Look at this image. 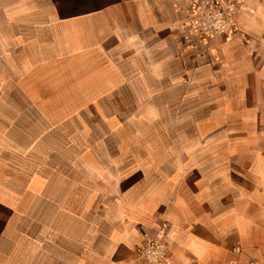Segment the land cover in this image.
I'll use <instances>...</instances> for the list:
<instances>
[{
  "label": "crops",
  "instance_id": "0c3cea01",
  "mask_svg": "<svg viewBox=\"0 0 264 264\" xmlns=\"http://www.w3.org/2000/svg\"><path fill=\"white\" fill-rule=\"evenodd\" d=\"M244 5L199 50L176 0H0V264H144L163 224V264H264V0ZM99 105L156 127L104 129L138 157L92 145L69 173L56 141Z\"/></svg>",
  "mask_w": 264,
  "mask_h": 264
},
{
  "label": "rangeland",
  "instance_id": "374dc122",
  "mask_svg": "<svg viewBox=\"0 0 264 264\" xmlns=\"http://www.w3.org/2000/svg\"><path fill=\"white\" fill-rule=\"evenodd\" d=\"M189 43L191 42V39L188 38ZM206 50L208 49V47H201L199 48V50ZM139 106H106V105H99V106H84V132L83 135H71L68 136L67 139L64 138H60L58 141L56 142H52L54 140L51 141V144L55 145L56 144H61L62 146L64 144H66L68 146V151L66 153H61V154H54L52 153V155L56 156L57 158L60 156V159H64L66 158L67 162H68V169L67 171L69 173L72 172H83L82 174L84 175V177H90V174L92 172V163L93 160H95V156H97L98 154H95L93 152H91V147L92 145H109L111 147V149L113 150V155L117 156L118 158L121 157V155H123V153H125V155H132V158L136 159L138 157V148L136 147L137 144L140 143L141 139L140 137H133V136H129V137H114V136H101V134L104 131V129L106 128H111V126L113 127L114 125L116 126V128L119 129H123L126 130V132H132V129H140L143 124L144 127H148L150 128H155L156 127V123L157 122H145V121H139L138 119L135 120H112V121H107V117H108V110L110 111V109L112 110V114L111 115H121V116H131L132 118H136L138 117V112H136V108H138ZM69 108H71V106H69ZM113 111H115V113H113ZM165 116L168 115V113L164 114ZM165 126L167 123L170 122H162ZM187 121H178V128L182 129V128H186L187 127ZM230 124H232L230 122ZM124 126V127H123ZM93 128H96L93 130ZM78 129H79V125H78ZM69 132H71V130H69ZM72 132L74 133L75 131L72 130ZM94 132V135H93ZM183 139V138H180ZM117 146L121 147L120 152L118 153L117 151ZM81 147H83V151H81ZM125 147V148H124ZM78 150V151H77ZM40 155H42L43 153H39ZM101 158L100 160H102V153L100 154ZM123 157V156H122ZM54 159V158H53ZM97 161V160H96ZM75 162L77 164V169L75 167ZM74 167V168H72ZM126 171L127 173V169L126 170H122V172ZM139 181V175L136 176H132V178H129L128 180H126V184L124 185V188H127L129 185H135L136 183H138ZM107 186H102L101 188H104ZM119 222L118 217L116 216V223ZM24 223H27V218H24ZM50 225V224H49ZM23 235H26V233H24ZM51 234H48V236H50Z\"/></svg>",
  "mask_w": 264,
  "mask_h": 264
},
{
  "label": "built area",
  "instance_id": "2783aa9c",
  "mask_svg": "<svg viewBox=\"0 0 264 264\" xmlns=\"http://www.w3.org/2000/svg\"><path fill=\"white\" fill-rule=\"evenodd\" d=\"M183 9L181 27L191 39V47H209L219 39L232 40L243 35L239 16L245 9L244 0H176ZM168 225L160 234L138 249L144 264H163L168 256ZM240 252V249H236Z\"/></svg>",
  "mask_w": 264,
  "mask_h": 264
}]
</instances>
